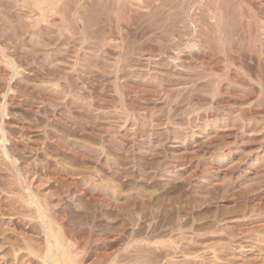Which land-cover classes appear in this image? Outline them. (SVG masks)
Here are the masks:
<instances>
[{
	"label": "rangeland",
	"instance_id": "1",
	"mask_svg": "<svg viewBox=\"0 0 264 264\" xmlns=\"http://www.w3.org/2000/svg\"><path fill=\"white\" fill-rule=\"evenodd\" d=\"M20 1L0 0V264H45L32 197L82 264H264V0Z\"/></svg>",
	"mask_w": 264,
	"mask_h": 264
},
{
	"label": "bare ground",
	"instance_id": "2",
	"mask_svg": "<svg viewBox=\"0 0 264 264\" xmlns=\"http://www.w3.org/2000/svg\"><path fill=\"white\" fill-rule=\"evenodd\" d=\"M3 1V0H2ZM23 1H26V0H22V1H20V2H23ZM30 2V3H28V4H32V6L33 7H30V8H35L37 11H35V12H40V16H39V18L41 19V18H44L45 17V14L46 13H48V12H51V11H53L54 13H55V11L57 10V9H54L55 7H56V5L57 4H59V3H64L63 1H61V0H27V2ZM59 1H61V2H59ZM93 1V0H92ZM91 1V2H92ZM108 1V0H107ZM114 1V0H113ZM117 2V4L118 5H122V6H124L122 9H126L127 11H132V13H134V12H136V14L138 13V14H141L142 13V11H144L145 10V5H147L146 3H150V2H148V0H116ZM150 1V0H149ZM156 1H158V0H156ZM26 2V3H27ZM57 2H59V3H57ZM66 2V1H65ZM88 2H89V0H88ZM154 2V1H153ZM23 3H25V2H23ZM25 3V4H26ZM74 3V2H73ZM94 3H95V1H94ZM115 3V4H116ZM152 3V2H151ZM1 4V3H0ZM67 4H68V2H67ZM76 4V3H75ZM87 4V3H86ZM115 4H112V5H115ZM116 4V5H117ZM2 5V4H1ZM0 5V6H1ZM60 5V4H59ZM66 5V3L64 4V6ZM84 5V4H83ZM99 5V4H98ZM153 5V4H152ZM62 6V5H61ZM64 6H62L63 8H64ZM77 6V5H76ZM57 7H59L58 5H57ZM61 7V8H62ZM66 7V6H65ZM82 8H83V6H81ZM99 7V6H98ZM104 7V6H103ZM106 7V6H105ZM108 7H109V5H108ZM107 7V8H108ZM116 7V6H115ZM121 7V6H120ZM148 7V6H147ZM146 7V8H147ZM150 7L151 6H149V8L148 9H150ZM25 9V8H24ZM34 9V10H35ZM54 9V10H53ZM60 9V8H59ZM109 9V8H108ZM121 9V8H120ZM119 9V10H120ZM27 10V9H26ZM74 10V9H73ZM83 10V9H82ZM114 10V9H113ZM152 10V9H151ZM61 11V10H60ZM66 11H68V10H66ZM112 11V10H111ZM118 11V10H117ZM123 11H125V10H123ZM126 11V12H127ZM154 11V10H153ZM31 12V11H30ZM46 12V13H45ZM62 12H64V11H62ZM77 12V11H76ZM75 12V13H76ZM109 12H110V10H109ZM121 12V11H120ZM210 12V11H209ZM33 13V12H32ZM53 13V14H54ZM56 13H57V11H56ZM69 13V12H68ZM71 13V12H70ZM74 13V14H75ZM83 13V12H82ZM130 13V12H129ZM144 13H145V11H144ZM151 13V12H150ZM63 15H67V14H65V13H62ZM81 14V13H80ZM110 14H112V13H110ZM123 14V17L125 16L124 15V13H122ZM126 14V13H125ZM153 14V13H152ZM155 14V13H154ZM158 14V13H157ZM179 14V13H178ZM33 15V14H32ZM75 15H77V14H75ZM104 15V14H103ZM102 15V16H103ZM113 15H114V12H113ZM145 15V14H144ZM189 15V14H188ZM48 16V15H47ZM46 16V17H47ZM53 16V15H52ZM78 16V15H77ZM77 16H75V17H77ZM101 16V15H100ZM109 16H111V15H109ZM117 16V15H116ZM127 16H130V15H127ZM137 16V15H136ZM135 15H134V17H136ZM142 16V15H141ZM140 16V17H141ZM174 16H175V14H174ZM190 17H192V15H189ZM32 17V16H31ZM49 17V16H48ZM51 17V16H50ZM57 17V16H56ZM55 17V18H56ZM60 17V16H59ZM68 17V16H67ZM69 17H71V16H69ZM80 17V16H79ZM78 17V18H79ZM131 17V16H130ZM143 17V16H142ZM175 17H177V16H175ZM180 17V16H179ZM182 17V16H181ZM209 17V16H208ZM37 18V17H36ZM53 18V17H52ZM54 18V19H55ZM63 18H64V16H63ZM83 18H84V16H83ZM101 18V17H100ZM122 17H120V19H121ZM133 18V17H132ZM137 18V17H136ZM145 18V17H144ZM152 18V17H151ZM154 18V17H153ZM193 18V17H192ZM211 18V20H212V17H209V19ZM45 19V18H44ZM49 19V18H48ZM61 19V18H60ZM81 19V18H80ZM124 19V18H123ZM138 19V18H137ZM142 19V18H141ZM147 19H148V17H147ZM219 19V18H218ZM31 20V19H30ZM33 20V19H32ZM38 20V19H37ZM47 20V19H46ZM82 20H84V19H82ZM107 20V19H106ZM126 20V19H125ZM124 20V21H125ZM136 20V19H135ZM197 20V19H196ZM222 20V19H221ZM240 20V19H239ZM35 21H36V19H35ZM34 21V22H35ZM56 21V20H55ZM110 21V20H109ZM116 21H118V20H116ZM144 21V20H143ZM146 21V20H145ZM144 21V22H145ZM181 21V20H180ZM183 21H185V20H183ZM190 22H191V24L192 25H194L193 27H196V22H195V20H193V19H191L190 18V20H189ZM219 21V20H218ZM42 22H43V20H42ZM50 22V21H49ZM52 22H54V20L52 21ZM59 22V21H58ZM128 22V21H127ZM141 22V21H140ZM197 22H199V24H200V21H197ZM214 22V21H213ZM220 22V21H219ZM243 22V21H242ZM36 23H37V21H36ZM47 24H48V22H46ZM46 23H44V24H46ZM60 23V22H59ZM61 23H63V22H61ZM84 23V22H83ZM83 23H82V26H84L83 25ZM124 23H126V22H124ZM142 23V22H141ZM174 23V22H173ZM172 23V24H173ZM180 23V22H179ZM183 23V22H182ZM224 23V22H223ZM39 24V23H38ZM38 24H36V25H38ZM42 24V23H41ZM51 24V23H50ZM56 24H57V22H56ZM70 24V23H69ZM133 24V23H132ZM131 24V25H132ZM215 24V23H214ZM244 24V23H243ZM261 24V23H260ZM65 25V24H64ZM67 25V24H66ZM65 25V26H66ZM155 25V24H154ZM175 25V24H174ZM183 25V24H182ZM211 25V24H210ZM224 25H225V23H224ZM241 25V24H240ZM47 26V25H46ZM53 26V25H52ZM60 26H61V24H60ZM71 26V25H70ZM69 26V27H70ZM79 26V25H78ZM181 25H179V27H180ZM188 26H189V24H188ZM214 26V25H213ZM243 26V25H242ZM249 26V25H248ZM251 26V25H250ZM132 27V26H131ZM178 27V28H179ZM184 27V26H183ZM191 27V26H190ZM202 27V26H201ZM244 27H246V26H244ZM257 27V26H256ZM260 27H261V25H260ZM50 28V27H49ZM126 28H129L127 25H126ZM174 28V27H173ZM198 28V27H197ZM220 28V27H219ZM227 28V27H226ZM247 28H249V27H247ZM251 28V27H250ZM56 29V28H55ZM59 29H61V28H59ZM72 29V28H71ZM77 28H75V30H76ZM173 30V29H172ZM201 30V29H200ZM205 30V29H204ZM211 30H213L212 28H211ZM225 30V29H224ZM246 30V29H245ZM250 30V29H249ZM253 30H255V29H253ZM261 31H263V28H261L260 29ZM69 31V30H68ZM201 31H203V29L201 30ZM206 31V30H205ZM70 32V31H69ZM82 32V31H81ZM198 32V31H197ZM210 32V31H209ZM243 32H245V31H243ZM251 32V31H250ZM79 33V32H78ZM95 33V32H94ZM201 33V32H200ZM215 33H217V32H215ZM215 33H214V35H215ZM246 33V32H245ZM252 33V32H251ZM85 34V33H84ZM83 34V35H84ZM99 34V33H98ZM204 34V33H203ZM207 34V33H206ZM253 34V33H252ZM78 35V34H77ZM255 35V34H254ZM72 36H75V35H72ZM79 36V35H78ZM212 36H213V33H212ZM211 36V37H212ZM246 36H247V34H246ZM248 36H250V35H248ZM253 36V35H252ZM257 36V35H256ZM255 36V37H256ZM87 37V36H86ZM95 37H98V36H95ZM101 37V36H100ZM205 37V36H204ZM196 38H197V36H196ZM199 38V37H198ZM213 38V37H212ZM263 38V37H262ZM106 39V38H105ZM202 39H203V37H202ZM214 39V38H213ZM253 39V38H252ZM256 39H258V36H257V38ZM95 40V39H94ZM200 40V39H199ZM217 40V39H216ZM251 39H249V41H250ZM96 42L98 41V40H95ZM102 41L103 40H101V43H102ZM210 41H211V39H210ZM248 41V40H247ZM256 41V40H255ZM261 41V40H260ZM95 42V43H96ZM200 42V41H199ZM199 42H194V41H189L188 43H187V46H186V48L187 49H191V50H193L194 51V49L195 50H198V49H201V44L199 45ZM203 42V41H202ZM201 42V43H202ZM215 42V41H214ZM221 42V41H220ZM244 42V41H243ZM257 42H259V41H257ZM263 42V41H262ZM104 43V42H103ZM102 43V44H103ZM206 43H208V42H206ZM216 43V42H215ZM226 43V42H225ZM250 43V42H249ZM246 44H248V43H246ZM260 44V43H259ZM203 45H205V44H203ZM227 45V44H226ZM261 45V44H260ZM175 46V45H174ZM225 46V45H224ZM248 46V45H247ZM256 46V45H255ZM258 46V45H257ZM171 47V46H170ZM169 47V48H170ZM173 47V46H172ZM207 47V46H206ZM229 47V46H228ZM241 47V46H240ZM250 47H251V44H250ZM111 48V47H110ZM209 48V47H208ZM249 48V47H248ZM256 48V47H255ZM257 48H259V46L257 47ZM179 49V48H178ZM204 49V48H203ZM112 50V49H111ZM172 50V49H171ZM173 50H175V48H173ZM186 50V49H185ZM211 50V49H210ZM117 51V50H116ZM187 51V50H186ZM199 51V50H198ZM197 51V52H198ZM255 51V50H254ZM261 51H262V49H261ZM200 52V51H199ZM203 54V53H202ZM203 56V55H202ZM204 57V56H203ZM202 57V58H203ZM202 61V60H201ZM205 61V60H204ZM15 67V66H14ZM15 69V68H14ZM16 71V70H15ZM2 105V104H1ZM12 124V123H11ZM10 126V125H9ZM20 127V126H19ZM25 128V127H24ZM21 129H23V128H21ZM25 130V129H24ZM25 132V131H24ZM14 160V159H13ZM16 166V165H15ZM18 170V169H17ZM20 171V170H19ZM56 174V173H55ZM57 177V176H56ZM67 179V178H66ZM57 180V179H56ZM62 180V179H61ZM65 181V180H64ZM63 181V182H64ZM67 181V180H66ZM66 183V182H65ZM61 184V183H60ZM31 192V191H30ZM33 195V194H32ZM31 196V195H30ZM33 198V202H32V204L33 205H35V207L37 208V212H38V217L41 219L42 218V220H43V225L44 226H42V228L41 229H43V233H44V236H45V245H46V255H45V257H44V262H45V264H82V263H80L79 261H77V258L75 257V255L74 254H72L71 253V250H69L70 248H68V246H67V242H70V239H69V241L67 240L66 241V239H64V231H63V226L60 224V223H58L59 225H61V227H60V229L59 228H55V227H53V225L51 224L52 223V221H55V219H53L52 218V220L50 221V219H48V217H46V214H44L43 213V211L45 210V209H41V207H40V205L43 203L44 204V202H42L41 204H38L39 203V199H37L36 201L34 200V199H36V198H34V197H32ZM32 198H31V200H32ZM41 202V201H40ZM31 204V205H32ZM43 204H42V206H43ZM106 204V203H105ZM104 204V205H105ZM30 205V206H31ZM47 205V204H46ZM34 207V206H33ZM63 207V206H62ZM46 209H47V207H46ZM63 209V208H62ZM61 209V210H62ZM35 211H36V209H34ZM55 210V209H54ZM46 211V210H45ZM56 211V210H55ZM59 212V211H58ZM48 213H49V211H48ZM47 213V214H48ZM51 213V212H50ZM56 213V212H55ZM37 214V213H36ZM59 214V213H58ZM41 217H40V216ZM52 215V214H51ZM49 216H50V214H49ZM56 216L57 215H55V218H56ZM52 217H54V215L52 216ZM59 217V216H58ZM57 217V218H58ZM38 218V219H39ZM58 222H59V220H58ZM56 223V225H57V221L55 222ZM55 223H54V225H55ZM64 223V222H63ZM65 236H67V234L65 233ZM75 252V251H74ZM79 260V259H78Z\"/></svg>",
	"mask_w": 264,
	"mask_h": 264
}]
</instances>
